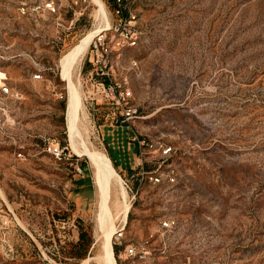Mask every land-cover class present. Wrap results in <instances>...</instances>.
Wrapping results in <instances>:
<instances>
[{
    "label": "rangeland",
    "instance_id": "obj_1",
    "mask_svg": "<svg viewBox=\"0 0 264 264\" xmlns=\"http://www.w3.org/2000/svg\"><path fill=\"white\" fill-rule=\"evenodd\" d=\"M100 1L0 0V83L23 95L0 99V208L18 218L8 233L13 264H98L90 152L107 158L131 205L109 236L116 264H264V0H134L123 18L135 17L137 44L112 55L110 76L131 92L129 121L96 103L88 47L67 79L60 74L75 44L119 24L114 4ZM70 82L84 106L75 146ZM47 141L70 159L44 153ZM110 153L145 174L130 179Z\"/></svg>",
    "mask_w": 264,
    "mask_h": 264
},
{
    "label": "built area",
    "instance_id": "obj_2",
    "mask_svg": "<svg viewBox=\"0 0 264 264\" xmlns=\"http://www.w3.org/2000/svg\"><path fill=\"white\" fill-rule=\"evenodd\" d=\"M134 0H115L114 1V13L117 17L120 18V22L114 28L110 27L109 30L104 31L102 34L93 38L89 45L90 56L89 63L91 69L86 74V81L90 84L91 90L94 93V99L98 104H108L121 108V115L124 118V121H129L136 117V109L133 106L129 105V100L131 97V92L129 89L119 86H115L110 81V76L112 75V66H111V57L114 53H118L125 47H134L137 44V34L130 29L131 23H134L135 17L128 16L123 18V13L130 14V5ZM41 5L35 6L32 10L37 11L42 9ZM44 9H48L51 12H55V9L51 4H46ZM125 27H128L127 29ZM123 29L119 33L120 29ZM1 34V27H0ZM0 59H5V56L0 55ZM136 66V63H133ZM100 78L107 79L106 81H100ZM32 78L35 80L41 79V70H38L37 73L32 75ZM23 95L17 89L6 86L0 83V99L10 100L14 103L19 102L22 99ZM144 144V142H140ZM67 148L58 143H53L47 141L43 145V152L51 156L56 160H69L70 155L67 153ZM171 148H164L163 154H169ZM20 157L21 154L19 153ZM140 165V163H139ZM75 172L77 174H82L80 168L75 167ZM167 181L174 182V178L167 174ZM149 180L153 183L161 182L160 176L150 175ZM0 214L5 217V220L2 222L3 229L1 230V245H0V264H13L15 261V248L12 243L8 241V233L10 221L16 222L18 220L16 214L4 215L3 209L0 208ZM172 222H164V227H170ZM127 256L135 257L137 252L131 246L126 248Z\"/></svg>",
    "mask_w": 264,
    "mask_h": 264
},
{
    "label": "bare ground",
    "instance_id": "obj_3",
    "mask_svg": "<svg viewBox=\"0 0 264 264\" xmlns=\"http://www.w3.org/2000/svg\"><path fill=\"white\" fill-rule=\"evenodd\" d=\"M94 5H97V3H94ZM103 32L96 34L94 37ZM90 43L86 40L82 44L75 46L61 59L60 74L63 80L67 79L72 66L80 59L79 56L86 48H89ZM74 83L75 82H73V84ZM73 84L70 82L67 89L66 123L71 132V145L75 146L74 132L77 130V122L79 119L78 112L83 111L84 106L76 89L78 87H75ZM88 157L95 172L96 222L101 229V242L99 245L101 254L97 258V262L98 264H116L109 236L115 232L113 227L114 222L118 221L119 224H124L126 222L127 214L131 207L130 201L128 202V194L107 158L99 153L93 152H90Z\"/></svg>",
    "mask_w": 264,
    "mask_h": 264
},
{
    "label": "crops",
    "instance_id": "obj_4",
    "mask_svg": "<svg viewBox=\"0 0 264 264\" xmlns=\"http://www.w3.org/2000/svg\"><path fill=\"white\" fill-rule=\"evenodd\" d=\"M68 33L69 32H63V34H59V36H54L55 38V40H56V42L58 43V44H60V43H64L65 41H66V38H67V35H68ZM79 43V42H78ZM77 43V44H78ZM77 44H75V45H77ZM74 45V46H75ZM73 46V47H74ZM72 47V48H73ZM60 60V59H59ZM133 140V139H132ZM133 145L135 146V147H137V152H135L134 154H133V156H134V158H136L137 157V153L139 152L140 153V148L138 147V146H136V143H133ZM111 149H114V147H112ZM109 156L111 157V159H112V161H113V163L116 165V167L118 168V169H120L121 171L123 170V168H124V171H126L127 173H128V177L130 178V179H132V178H134L135 176H138V175H141V174H145V172L144 173H135V174H133L132 172H130V170L126 167L127 166V163L125 162V160L126 159H124V158H122V157H120L119 155L117 156V155H115V156H113V154L112 153H110L109 154ZM133 168H130V169H132V170H135L137 167H139V162H138V159H135L134 160V162H133ZM5 220V217L2 215V214H0V232H1V230L3 229V227H2V222ZM9 231H10V229H9ZM1 240H2V237H1V233H0V245H1ZM8 241L10 242V243H12L11 242V240H9V238H8ZM13 244V243H12ZM14 245V244H13ZM14 248H15V246H14Z\"/></svg>",
    "mask_w": 264,
    "mask_h": 264
},
{
    "label": "trees",
    "instance_id": "obj_5",
    "mask_svg": "<svg viewBox=\"0 0 264 264\" xmlns=\"http://www.w3.org/2000/svg\"><path fill=\"white\" fill-rule=\"evenodd\" d=\"M105 1H109V2H112V3L114 4V1H115V0H105ZM109 158L111 159L110 156H109ZM111 162H112L114 168H116V165L113 163L112 159H111ZM83 236H84L83 232L80 231V234H79V240H80V241L83 239Z\"/></svg>",
    "mask_w": 264,
    "mask_h": 264
}]
</instances>
